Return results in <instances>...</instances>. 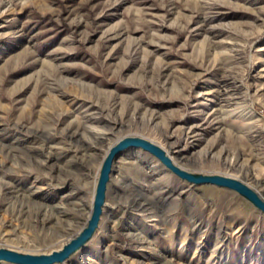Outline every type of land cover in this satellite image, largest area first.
<instances>
[{
	"label": "rangeland",
	"instance_id": "rangeland-1",
	"mask_svg": "<svg viewBox=\"0 0 264 264\" xmlns=\"http://www.w3.org/2000/svg\"><path fill=\"white\" fill-rule=\"evenodd\" d=\"M127 137L264 200V0H0V249L61 250ZM57 264H264V214L128 148Z\"/></svg>",
	"mask_w": 264,
	"mask_h": 264
},
{
	"label": "water",
	"instance_id": "water-1",
	"mask_svg": "<svg viewBox=\"0 0 264 264\" xmlns=\"http://www.w3.org/2000/svg\"><path fill=\"white\" fill-rule=\"evenodd\" d=\"M128 148H139L150 155L157 158L160 163L169 169L173 174L193 185H213L219 188H224L235 192L252 205L257 211L264 214V200L252 189L247 187L242 182L223 177L219 175H202L192 174L183 171L174 166L171 160L166 156V153L158 146L151 142L138 138L127 137L120 140L114 145L106 157L100 168L99 176L93 197L92 211L87 221L86 226L78 234V236L70 240L63 248L57 252H52L49 255H29L21 254L8 249H0V262H7L10 264H57L62 263L72 254L80 250L93 236L98 227L99 220L102 214V208L105 202V193L111 168L114 160L121 152Z\"/></svg>",
	"mask_w": 264,
	"mask_h": 264
},
{
	"label": "bare ground",
	"instance_id": "bare-ground-1",
	"mask_svg": "<svg viewBox=\"0 0 264 264\" xmlns=\"http://www.w3.org/2000/svg\"><path fill=\"white\" fill-rule=\"evenodd\" d=\"M109 149H111L110 147H108L107 148V150H106V152H105V154H107V152H109ZM172 161V160H171ZM135 205H138L139 207L141 206V204L139 203V202H136V201H134L133 202ZM90 212H88V214H89ZM85 223L86 222H84L83 224H82V226H81V228L79 229V231L73 236V238H71V239H74V237L76 238V236L79 234V232L82 230V228L85 226Z\"/></svg>",
	"mask_w": 264,
	"mask_h": 264
}]
</instances>
